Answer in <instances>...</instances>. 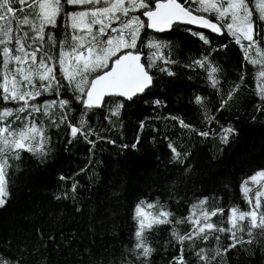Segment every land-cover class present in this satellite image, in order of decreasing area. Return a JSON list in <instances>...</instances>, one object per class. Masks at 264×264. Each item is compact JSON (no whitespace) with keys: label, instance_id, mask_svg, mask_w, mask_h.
Instances as JSON below:
<instances>
[{"label":"trees","instance_id":"obj_1","mask_svg":"<svg viewBox=\"0 0 264 264\" xmlns=\"http://www.w3.org/2000/svg\"><path fill=\"white\" fill-rule=\"evenodd\" d=\"M154 1L151 0V6ZM87 7L62 2L58 26H48L46 32H51L56 40L68 38L72 29L67 13ZM142 12L137 10L134 14L144 20ZM205 15L214 20L210 14ZM200 32L209 37L210 45L193 35ZM141 35L144 38L141 62L146 65L148 57L155 51L147 47L150 39L167 43L169 47L161 52L164 55L171 52L176 63H157L169 67L176 75L169 77L158 68L150 70L155 77L154 87L132 101H125L120 118L122 124L101 132L106 139L98 141L92 153L88 151L91 146L82 138L68 145V130L62 125L59 129L48 130L53 150L44 163L28 152L21 154L20 161L11 162L12 197L0 208V255L19 264H129L130 261L140 264L129 249L134 243L136 227L133 209L141 199L159 200L160 204L167 205L175 218L182 219L189 215L192 205L208 197L209 208L218 205L225 209L223 216L212 218L213 222L225 227L229 208L239 206L242 211H248L241 182L264 169V114L257 111L258 107H264V101L256 95L258 69L245 62L241 47L227 34L215 36L177 25L174 30L158 34L145 28ZM221 45H227V48L222 49ZM58 51L57 47H52L51 54L57 55ZM204 53H211L209 59L222 68V90L240 83L241 74L245 77L238 93L219 112L215 109L219 107L221 97L206 82L204 70L186 67ZM56 67L58 71V65ZM195 94L207 98L209 114L218 123L204 122V109L192 103ZM62 97L72 98L74 111L71 115L78 118L82 105L74 99L73 93L64 91ZM56 98L54 93H46L35 102ZM115 99L111 98L103 108L93 110L90 120L93 126L109 128L104 116L108 115L109 106ZM156 99L162 100L164 105L154 107L152 101ZM4 106L15 108L19 105L0 100V107ZM169 115L180 116L200 130L231 124L238 130V135L224 145L212 136L190 135L171 119H165ZM146 117L149 118L148 127L141 131L139 123ZM138 135L140 142L133 149L131 145ZM165 135L180 145L178 150L190 153L184 165L169 163L171 153L163 139ZM188 166L190 169L186 172ZM82 168H85L84 172L80 171ZM62 175L68 179L61 180ZM73 183L79 185L75 192L72 191ZM249 187L253 189L250 195L254 196L258 186L249 184ZM57 196L61 199H55ZM77 209L81 211L77 212ZM176 227L183 233L192 226L183 223ZM172 228L173 225H161L148 233L154 249L150 264H169L172 257L178 255L179 245L171 236ZM218 235L222 238L221 245L226 247L230 243L228 234ZM215 245V240L196 241L194 247L186 249L187 259L196 264L195 247ZM225 259L227 264H264V236H258L252 244L230 250Z\"/></svg>","mask_w":264,"mask_h":264},{"label":"snow or ice","instance_id":"obj_2","mask_svg":"<svg viewBox=\"0 0 264 264\" xmlns=\"http://www.w3.org/2000/svg\"><path fill=\"white\" fill-rule=\"evenodd\" d=\"M62 2L88 7L67 13L72 34L66 39L56 40L51 32H46V28L58 26V17L63 12ZM137 10H143L146 21L134 14ZM205 14H210L214 20ZM181 23L199 25L220 36L229 35L241 47L245 62L258 69L255 74L256 95L264 101V0H255V4L253 0H184L183 3L180 0H156L154 8L151 0H0V100L5 104L19 105L15 108L0 107V208L5 207L12 197L11 162L20 161L21 154L28 152L44 163L53 150L48 134L50 128L59 129L65 125L68 145L82 138L91 146L88 151L92 153L97 142L106 139L100 135L101 132L122 124L120 118L125 101H132L154 87L155 77L150 70L158 68L169 77L176 75L169 67H161L157 63H176L171 52L167 55L161 52V49L169 47L167 43L150 39L147 47L155 51L148 57L146 65L141 62V45L144 44L141 33L145 28L163 33L174 30ZM193 35L205 45L211 44L203 32ZM52 47L59 49L57 55L51 54ZM220 48H227V45ZM210 55L204 53L186 67L204 70L206 82L221 97L219 107L215 109L219 112L238 93L245 77L241 74L240 83L222 90V68L209 59ZM64 91H71L74 99L82 105L78 118L71 115L74 111L72 98H63ZM46 93H54L57 98L35 102ZM111 98L117 99L112 101L108 115L104 116L109 128L93 126L91 113L103 108ZM206 101V97L195 94L192 103L204 109V122L209 125L214 121L218 123L209 114ZM152 105L159 107L164 102L156 99ZM257 111L264 114V107H258ZM165 119H171L190 135L212 136L224 145L238 135V130L231 124L200 130L180 116L169 115ZM148 120L146 117L140 121L141 131L148 127ZM163 139L171 153L169 163L184 165L190 153L178 150L180 145L169 136L165 135ZM108 142L115 143L114 140ZM139 142L138 135L131 147L135 149ZM85 168L80 171L84 172ZM189 169L190 166L185 171ZM60 179L68 177L62 175ZM249 184L258 186L254 196L250 195L253 189ZM78 187V183H73L72 191ZM241 192L249 209L229 208L227 227L213 222L212 218L223 216L225 209L218 205L209 208L208 197L192 205L189 215L182 219L175 218L167 205L160 204L159 200H139L133 209L132 219L136 227L134 243L129 251L140 264H150L154 249L149 243L148 233L161 225H173L171 236L179 245V253L169 264H191L186 249L194 247L196 241L210 240L216 241L214 247H195L196 264H227L225 257L230 250L252 244L258 236H264V169L242 181ZM183 223H190L192 227L181 233L176 225ZM219 233L228 234L230 243L226 247L221 245ZM0 264L19 262L0 255Z\"/></svg>","mask_w":264,"mask_h":264},{"label":"water","instance_id":"obj_3","mask_svg":"<svg viewBox=\"0 0 264 264\" xmlns=\"http://www.w3.org/2000/svg\"><path fill=\"white\" fill-rule=\"evenodd\" d=\"M155 2H156V0L152 3V7L154 8L155 7ZM141 16H142V18L146 21L147 20V17H144L143 15H142V13H141ZM178 25H182V26H186V27H189V28H192V29H196V30H201V31H205V32H207V33H209V34H212V35H215V36H219L218 34H216V33H212L210 30H208V29H204V28H202V27H200L199 25H188V24H178ZM147 29V28H146ZM149 32H152V33H155V34H158V33H161V32H156V31H154V30H152V29H147ZM167 32V31H166ZM163 33H165V32H163ZM117 55H119V54H117ZM111 63V62H110ZM121 99H123V98H121Z\"/></svg>","mask_w":264,"mask_h":264}]
</instances>
